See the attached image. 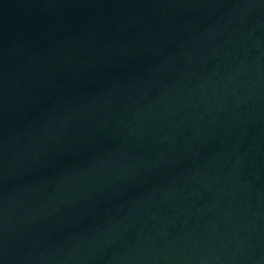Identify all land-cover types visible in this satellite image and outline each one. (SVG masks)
Returning <instances> with one entry per match:
<instances>
[{
	"label": "water",
	"instance_id": "water-1",
	"mask_svg": "<svg viewBox=\"0 0 264 264\" xmlns=\"http://www.w3.org/2000/svg\"><path fill=\"white\" fill-rule=\"evenodd\" d=\"M0 264H264V0H0Z\"/></svg>",
	"mask_w": 264,
	"mask_h": 264
}]
</instances>
